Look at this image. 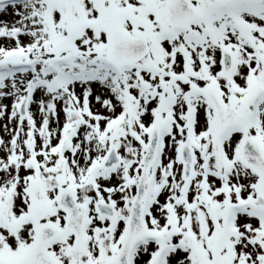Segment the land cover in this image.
<instances>
[{
	"label": "snow or ice",
	"instance_id": "obj_1",
	"mask_svg": "<svg viewBox=\"0 0 264 264\" xmlns=\"http://www.w3.org/2000/svg\"><path fill=\"white\" fill-rule=\"evenodd\" d=\"M0 264H264V0H0Z\"/></svg>",
	"mask_w": 264,
	"mask_h": 264
}]
</instances>
